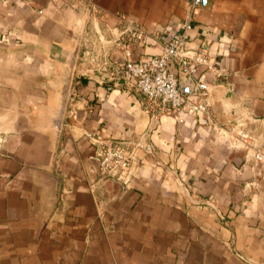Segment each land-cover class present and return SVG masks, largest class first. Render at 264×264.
<instances>
[{"label": "crops", "instance_id": "1", "mask_svg": "<svg viewBox=\"0 0 264 264\" xmlns=\"http://www.w3.org/2000/svg\"><path fill=\"white\" fill-rule=\"evenodd\" d=\"M93 1L99 11L85 28H120L124 16L155 34L144 47L121 37L133 59L159 53L189 7ZM69 8L0 0V264H264V160L220 129L242 116L249 135H264V0H203L193 13L189 35L208 43L211 58L192 78L195 89H212L196 111H158L116 62L97 70L80 47L54 155L48 119L77 17ZM108 48L123 58L121 45ZM105 141L136 147L123 190L100 179L93 154Z\"/></svg>", "mask_w": 264, "mask_h": 264}, {"label": "built area", "instance_id": "2", "mask_svg": "<svg viewBox=\"0 0 264 264\" xmlns=\"http://www.w3.org/2000/svg\"><path fill=\"white\" fill-rule=\"evenodd\" d=\"M61 1L67 7L77 9L85 15H94L99 11L93 0H51ZM203 0H189V7L185 18L181 21L179 30L170 38L162 42L161 51L144 58L133 59L128 41L140 47L149 45L155 36L141 27L129 17H119L120 28L117 38L111 44L102 42L96 25L84 28L81 41L82 58L93 64L97 70H105L116 62L119 68V77L134 91L143 96L158 111L179 113L185 108L198 110L201 104L208 105V93L194 89L192 93H184L178 85L179 72L172 71L170 62L176 61L179 71L186 72L192 77L197 66H210L209 45L205 41L195 44L194 38L189 35L192 29V16ZM111 27L106 33L113 37ZM109 36V38H110ZM125 36L127 42H121ZM117 43L122 46L123 58L114 61L111 57L109 45ZM108 85L107 89H111ZM75 117V115H72ZM93 158L98 163L100 179L115 180L123 186L131 183L135 169V148L127 147L112 141L95 143ZM264 151L255 154L257 160H262Z\"/></svg>", "mask_w": 264, "mask_h": 264}, {"label": "water", "instance_id": "3", "mask_svg": "<svg viewBox=\"0 0 264 264\" xmlns=\"http://www.w3.org/2000/svg\"><path fill=\"white\" fill-rule=\"evenodd\" d=\"M69 9H71L74 13L77 12L76 13L77 17L74 18L71 26V32H72L71 39L68 44V49L66 50L65 53V58L63 62H61L60 66H58L56 69L55 78L57 79L58 88H59L58 98H57L56 107L51 111L48 119L50 126L54 130V140H53L54 155L56 154L61 136L64 116L67 109L68 99L70 97L74 68L79 55L81 41L86 24V15L84 13L75 11L71 7ZM112 32H113V37L110 36L111 35L110 33H106L105 31L102 30H98L99 36L103 43L111 44L114 42V40L117 38L119 34L118 28L114 27L112 29ZM178 78H179L178 85L182 92L192 93L194 91L195 81L191 76L187 75L186 72L179 71ZM199 88L204 89L203 86H200ZM205 89H207L208 97L209 99H211L212 89L210 87H205ZM199 108H204V104H201ZM54 178L56 181L55 198L58 199L61 178L58 176H54ZM112 181L116 183L118 186H120L121 190H123V185H121L115 180Z\"/></svg>", "mask_w": 264, "mask_h": 264}, {"label": "rangeland", "instance_id": "4", "mask_svg": "<svg viewBox=\"0 0 264 264\" xmlns=\"http://www.w3.org/2000/svg\"><path fill=\"white\" fill-rule=\"evenodd\" d=\"M75 11H77L75 9ZM242 117V116H241ZM241 117L237 118L235 121H232L231 123L227 124L226 126H220L222 129V134L225 139L228 140V142L238 150H245L248 152L249 149H254V156L259 151H264V138L263 133L258 132V129L255 130L254 134H248V132L242 128V126L239 123V120ZM253 136H256V138H252ZM1 139L5 140L7 136H4L3 134H0ZM263 138L261 143L258 141V139ZM256 142V144H253L252 142ZM259 142V143H258ZM264 160V154L263 158Z\"/></svg>", "mask_w": 264, "mask_h": 264}]
</instances>
